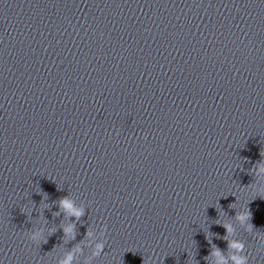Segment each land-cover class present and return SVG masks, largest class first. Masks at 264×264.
Listing matches in <instances>:
<instances>
[{"label": "clouds", "instance_id": "clouds-1", "mask_svg": "<svg viewBox=\"0 0 264 264\" xmlns=\"http://www.w3.org/2000/svg\"><path fill=\"white\" fill-rule=\"evenodd\" d=\"M255 177L258 178H264V160H260L256 166L255 171L253 172ZM259 192H264V188H258ZM59 209H61L63 212L70 216H74L76 220H79L80 217L85 215V209L82 207H77L75 205V202L69 197V196H63L58 201ZM251 212L250 210H246L244 212L238 213L236 215V219L242 224L246 225V230L253 229V225L250 223L251 220ZM227 233H231L233 231L232 225L225 224L222 225ZM63 233L65 237H71L72 239H75V223L68 224L67 226L63 227ZM86 235L91 236L92 233L88 232ZM41 236L40 231L34 232L30 240L35 242L37 241ZM44 243H47V240L44 241ZM229 247L232 249H235L237 253H241L244 250V244L240 241H231L229 242ZM105 243L99 242L95 245V248L91 254V257L89 260H91L94 257H98L101 255V253L104 251ZM79 250V249H77ZM210 255L220 256L219 249L214 250V252L210 253ZM234 264H248V258L245 255H233L231 257ZM73 260V253L69 252L62 260L59 261V264H72ZM220 264H226L225 261L221 260Z\"/></svg>", "mask_w": 264, "mask_h": 264}]
</instances>
